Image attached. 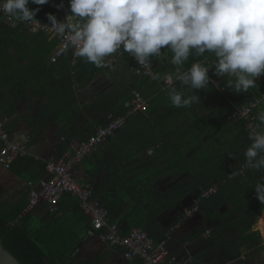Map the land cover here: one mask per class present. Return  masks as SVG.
Listing matches in <instances>:
<instances>
[{"label": "trees", "instance_id": "16d2710c", "mask_svg": "<svg viewBox=\"0 0 264 264\" xmlns=\"http://www.w3.org/2000/svg\"><path fill=\"white\" fill-rule=\"evenodd\" d=\"M62 1L29 7L38 9L36 20L50 24L46 14L59 16ZM58 43L57 35L32 32L20 21L10 27L0 15V91L7 90L17 100L28 96L48 99V105L40 107L31 121L30 142L50 125L64 123L55 159L70 153L75 139L86 140L96 127L125 115L124 103L134 98V92L147 103L128 115L120 128L80 162L93 197L107 210L108 223L116 224L121 236L140 228L153 242L166 240L168 244L170 237L178 235L174 228L182 219L179 215L172 221L170 216L177 208L184 211L197 202L203 220L182 234L180 242L190 243V247L222 246L230 258L264 250L260 231L253 229L264 212L254 188L257 182H264V169L245 168L232 175L245 164L243 153L250 143L247 123H259L257 116L264 111V74L256 88L236 93L228 86L232 78H220L210 67L207 89H184L186 94L198 95L199 103L177 108L169 100L164 78L173 66L153 58L152 68L145 74L133 57L121 51L112 56L111 85L80 105L74 99L77 90L105 74L106 65L96 67L74 57L71 48L56 57ZM165 54L170 58V52ZM213 59L207 52L192 56L185 67L193 60L211 64ZM152 72L161 79H151ZM175 87L181 85L177 82ZM238 107H253L250 120L231 117ZM0 112L9 115L1 107ZM45 167L46 162L24 155L14 159L9 169L29 171L30 181L38 182L49 178ZM212 186L217 188L215 193L202 197ZM25 207L0 196V242L19 264H102L99 256L80 252L84 237H98L99 231L92 228L76 197L63 194L53 211L41 204L24 213ZM34 220L36 225H32ZM132 260L141 264L137 257Z\"/></svg>", "mask_w": 264, "mask_h": 264}, {"label": "clouds", "instance_id": "9594fccd", "mask_svg": "<svg viewBox=\"0 0 264 264\" xmlns=\"http://www.w3.org/2000/svg\"><path fill=\"white\" fill-rule=\"evenodd\" d=\"M48 0H0V12L28 23L37 8ZM71 14L63 21L47 13L50 29L65 40V49L96 67L110 64V57L125 52L142 68L151 70L153 58L167 60L173 71L165 74L168 96L177 108L199 103V96L184 89H207L208 70L231 77L228 86L236 93L257 87L264 74V0H69ZM170 52V58L165 54ZM211 53V64L193 60ZM149 74V72H145ZM151 79H161L152 72ZM180 89L175 87L176 83ZM259 123L250 126L244 150L247 169H264V111ZM264 203V182L254 186Z\"/></svg>", "mask_w": 264, "mask_h": 264}, {"label": "crops", "instance_id": "0c3cea01", "mask_svg": "<svg viewBox=\"0 0 264 264\" xmlns=\"http://www.w3.org/2000/svg\"><path fill=\"white\" fill-rule=\"evenodd\" d=\"M70 15L69 0L62 1V8L59 15ZM113 58V57H112ZM110 59V58H109ZM115 61L110 60V64H107L106 73L98 76L89 85L79 88L77 90V95L74 97L75 101L83 105L87 103L93 96L105 91L108 86L111 85L112 80L110 78V71L112 70ZM100 80H97L99 79ZM48 105V99L46 97L28 96L24 100L14 99L7 90L0 91V107L4 110L9 111V115L0 112V118L3 121L4 129L9 134V139L12 143L24 144L27 148V156L34 160H40L43 162H48L49 160H55V153L60 144L59 131L62 129L64 123L52 124L48 127L46 132L41 135L38 139L30 142L33 129L31 127L32 119L37 115L38 109ZM80 139H75L72 144V151L74 147L80 143ZM71 151V152H72ZM96 151V150H95ZM70 152V153H71ZM69 153V152H66ZM93 152L87 154L86 156L92 154ZM65 154V153H64ZM63 154V155H64ZM17 158V157H16ZM14 158V159H16ZM13 159V160H14ZM60 159V158H58ZM12 160V161H13ZM75 177L79 182H85L84 168L79 163L74 168ZM29 177H31V172L23 171L21 173H16L9 168H4L0 164V196L14 204H26L24 213L28 212V191L29 183L37 184L38 182H31ZM43 180V179H42ZM186 203L184 204V206ZM36 211L39 214V211ZM183 211L177 208L176 211L170 216V220H174V217L182 215ZM263 215V214H262ZM261 215V216H262ZM260 221H264L260 218ZM202 217L199 213L194 212L188 217H183L176 224L175 228L178 235L170 237L168 239V249L171 256L176 257L183 264H264V250L261 252L248 251L243 252L236 257H228V254L223 249L222 246L213 245H194L190 247V243H182L179 237L182 234L188 233L192 229L196 228L202 222ZM37 221V220H36ZM259 223L253 228L258 229L263 238L264 246V233L259 225H264ZM205 227L209 228L210 224L206 223ZM260 228V229H259ZM209 232L204 234V237L208 236ZM93 243V245H92ZM92 245V247H91ZM94 246H98V249ZM91 248V249H90ZM89 249L93 254V257H100L102 264H137V261H128L123 258L122 250H118L108 244L103 243L98 237L86 235L83 239V244L80 252L89 254ZM204 256V258H200ZM222 256V257H221ZM202 259V260H201ZM218 259V260H217ZM223 260V262L221 261Z\"/></svg>", "mask_w": 264, "mask_h": 264}, {"label": "built area", "instance_id": "2783aa9c", "mask_svg": "<svg viewBox=\"0 0 264 264\" xmlns=\"http://www.w3.org/2000/svg\"><path fill=\"white\" fill-rule=\"evenodd\" d=\"M0 15L10 27H16L19 23L18 20L2 12H0ZM66 16L59 15L56 18L58 21H63ZM26 24L32 32L42 31L51 36H56L50 29V24L42 23L36 19ZM57 37L59 43L55 52L56 57L60 56L65 50V40L59 36ZM144 70L150 72V70ZM165 84L169 86L167 80H165ZM133 94L134 98L124 103L127 108L125 115L112 119L106 126L96 127L95 133L78 143L72 153H65L60 159L46 162L45 168L49 178L40 180L37 184L29 183L28 210L45 204L47 210L53 211L57 207L60 197L66 193L70 194L77 198L79 207L90 218L92 228L95 231H99V240L111 247L121 249L124 259L131 261L137 257L140 259L141 264H183L176 257L169 254L166 240L155 243L140 228H133L127 235L121 236L117 225L108 223L107 210L100 205L97 198L93 197L90 183L79 182L75 177L74 168L76 165L105 138L120 128L128 115L143 109L147 105L146 101L138 93L134 92ZM252 108L238 107L232 112L231 117L248 121L250 120L249 115ZM247 126L250 127V123H247ZM24 155H27L26 146L10 141L9 134L4 129L3 121L0 118V164L4 168H9L14 158ZM244 169L245 167L242 166L239 171L237 170L232 175L240 174ZM216 189V187L212 186L202 193V197L215 193ZM194 212H197V202L193 207L185 209L182 216L188 217Z\"/></svg>", "mask_w": 264, "mask_h": 264}, {"label": "water", "instance_id": "95a60500", "mask_svg": "<svg viewBox=\"0 0 264 264\" xmlns=\"http://www.w3.org/2000/svg\"><path fill=\"white\" fill-rule=\"evenodd\" d=\"M261 218L264 220V212ZM0 264H19V262L3 248L1 242H0Z\"/></svg>", "mask_w": 264, "mask_h": 264}, {"label": "rangeland", "instance_id": "374dc122", "mask_svg": "<svg viewBox=\"0 0 264 264\" xmlns=\"http://www.w3.org/2000/svg\"><path fill=\"white\" fill-rule=\"evenodd\" d=\"M110 60H111L112 62L114 61V59H113L112 57H110ZM97 80H100V77H99V79H97ZM260 218H261V217H260ZM260 220H261V219L258 220V223H259ZM263 222H264V221H260V223H263ZM258 223H257V224H258ZM36 224H37V221L34 220V221L32 222V225H36ZM263 224H264V223H263ZM259 226H260V225H259ZM259 229H260V228H259ZM261 230H262V231L264 230V225L261 226ZM263 233H264V231H263ZM92 245H93V243H92ZM92 245H91V247H92ZM95 247L98 249V246H94L93 249H94ZM90 249H91V248H90ZM88 250H89V249H87V251H88ZM89 252H90L89 254H92L90 250H89Z\"/></svg>", "mask_w": 264, "mask_h": 264}, {"label": "bare ground", "instance_id": "6f19581e", "mask_svg": "<svg viewBox=\"0 0 264 264\" xmlns=\"http://www.w3.org/2000/svg\"><path fill=\"white\" fill-rule=\"evenodd\" d=\"M262 226V224L260 225V227Z\"/></svg>", "mask_w": 264, "mask_h": 264}]
</instances>
